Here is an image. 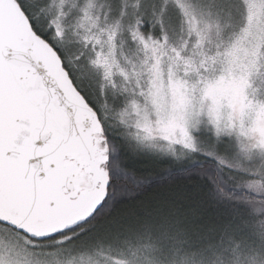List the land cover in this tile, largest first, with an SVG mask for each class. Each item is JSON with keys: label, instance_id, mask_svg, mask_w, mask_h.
<instances>
[{"label": "snow or ice", "instance_id": "1", "mask_svg": "<svg viewBox=\"0 0 264 264\" xmlns=\"http://www.w3.org/2000/svg\"><path fill=\"white\" fill-rule=\"evenodd\" d=\"M0 264H264V0H0Z\"/></svg>", "mask_w": 264, "mask_h": 264}]
</instances>
